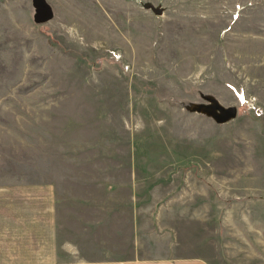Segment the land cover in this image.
<instances>
[{
	"label": "rangeland",
	"instance_id": "obj_1",
	"mask_svg": "<svg viewBox=\"0 0 264 264\" xmlns=\"http://www.w3.org/2000/svg\"><path fill=\"white\" fill-rule=\"evenodd\" d=\"M46 1L0 0V196L62 256L264 264V0Z\"/></svg>",
	"mask_w": 264,
	"mask_h": 264
},
{
	"label": "crops",
	"instance_id": "obj_2",
	"mask_svg": "<svg viewBox=\"0 0 264 264\" xmlns=\"http://www.w3.org/2000/svg\"><path fill=\"white\" fill-rule=\"evenodd\" d=\"M47 185V184H44ZM39 197L0 196V264H210L201 256L151 259H86L73 244L61 245L59 254L54 198L48 186ZM64 249V250H63ZM76 257V258H75Z\"/></svg>",
	"mask_w": 264,
	"mask_h": 264
},
{
	"label": "water",
	"instance_id": "obj_3",
	"mask_svg": "<svg viewBox=\"0 0 264 264\" xmlns=\"http://www.w3.org/2000/svg\"><path fill=\"white\" fill-rule=\"evenodd\" d=\"M32 5L34 6L35 9L34 20L36 22H44L52 17L53 15L52 8L46 0H32ZM150 7L153 6L150 5ZM153 9L156 13H161V9L157 7H153ZM208 98H209V102L206 104H202L201 106L205 109L209 107L215 109L217 116H220V118L226 119L236 114L237 107L235 105L225 106L222 105L213 96H210ZM201 106L198 107L199 110L202 108Z\"/></svg>",
	"mask_w": 264,
	"mask_h": 264
},
{
	"label": "bare ground",
	"instance_id": "obj_4",
	"mask_svg": "<svg viewBox=\"0 0 264 264\" xmlns=\"http://www.w3.org/2000/svg\"><path fill=\"white\" fill-rule=\"evenodd\" d=\"M202 107V106H201ZM200 107V108H201ZM203 108V107H202ZM203 109H205V108H203ZM206 110L208 111V112H215V109H213V108H206ZM215 115H216V117H217V114L215 113ZM218 118H219V116H218Z\"/></svg>",
	"mask_w": 264,
	"mask_h": 264
}]
</instances>
